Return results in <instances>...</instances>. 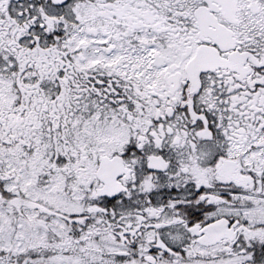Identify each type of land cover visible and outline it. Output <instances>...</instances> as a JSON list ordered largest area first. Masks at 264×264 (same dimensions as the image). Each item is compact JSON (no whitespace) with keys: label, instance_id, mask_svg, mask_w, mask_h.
<instances>
[{"label":"snow or ice","instance_id":"snow-or-ice-1","mask_svg":"<svg viewBox=\"0 0 264 264\" xmlns=\"http://www.w3.org/2000/svg\"><path fill=\"white\" fill-rule=\"evenodd\" d=\"M0 264H264V0H0Z\"/></svg>","mask_w":264,"mask_h":264}]
</instances>
